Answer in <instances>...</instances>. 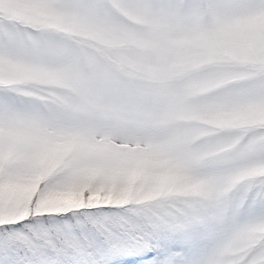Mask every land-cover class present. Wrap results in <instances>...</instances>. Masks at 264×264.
Segmentation results:
<instances>
[{"label":"snow or ice","instance_id":"6c2138e0","mask_svg":"<svg viewBox=\"0 0 264 264\" xmlns=\"http://www.w3.org/2000/svg\"><path fill=\"white\" fill-rule=\"evenodd\" d=\"M0 264H264V0H0Z\"/></svg>","mask_w":264,"mask_h":264}]
</instances>
